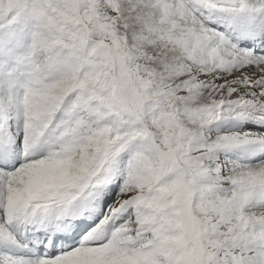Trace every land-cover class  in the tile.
<instances>
[{
  "label": "snow or ice",
  "instance_id": "1",
  "mask_svg": "<svg viewBox=\"0 0 264 264\" xmlns=\"http://www.w3.org/2000/svg\"><path fill=\"white\" fill-rule=\"evenodd\" d=\"M0 264H264V0H0Z\"/></svg>",
  "mask_w": 264,
  "mask_h": 264
}]
</instances>
